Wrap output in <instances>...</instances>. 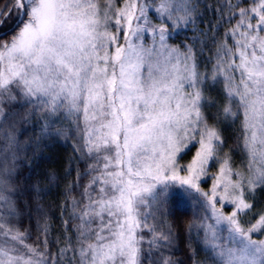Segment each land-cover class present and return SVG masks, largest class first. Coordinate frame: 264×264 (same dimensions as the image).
<instances>
[{
  "label": "snow or ice",
  "instance_id": "1",
  "mask_svg": "<svg viewBox=\"0 0 264 264\" xmlns=\"http://www.w3.org/2000/svg\"><path fill=\"white\" fill-rule=\"evenodd\" d=\"M241 2L224 0L217 10L225 22L239 19L217 45L210 77L197 71L191 47L181 52L167 44L169 27L175 31L194 23L192 0H104L103 5L98 0H14L7 13L0 9L5 19L15 11L20 21L11 40L0 43V104L14 100L18 90L28 103H42L51 112L65 108L78 120L82 114L84 149L95 161L89 166L95 175L81 197L85 203L73 199L76 246L65 236L68 246L59 257L72 251L79 264H142L141 233L147 229L153 233L151 259L152 247H169L172 235L170 230L156 234L139 208L146 200L166 199L170 187L179 186L204 210L199 225L189 228L204 233L214 264H264V239L253 238L264 236V208L254 203L255 189L264 186V0H251L249 7H240ZM145 34L152 36L147 47ZM209 79L213 86L224 84V119L242 110L247 176L232 169L227 155L219 157L223 137L204 112L215 103L204 92ZM5 115L0 107V119ZM5 139L0 264H57L47 239L41 251L9 222L18 157L12 152L9 162L15 135ZM214 162L219 168L209 176ZM206 178L212 184L204 191ZM226 207H231L227 214ZM47 229L44 225L45 237ZM160 264L178 262L162 255Z\"/></svg>",
  "mask_w": 264,
  "mask_h": 264
},
{
  "label": "trees",
  "instance_id": "2",
  "mask_svg": "<svg viewBox=\"0 0 264 264\" xmlns=\"http://www.w3.org/2000/svg\"><path fill=\"white\" fill-rule=\"evenodd\" d=\"M103 1L98 0L99 3ZM11 2L0 0V9L6 13ZM231 2L235 4L237 0ZM223 3L224 0H192L196 8L194 23L175 31L169 27V47L179 48L181 52L187 50L186 46L191 47L196 57L197 71L202 74L207 72L209 77L212 64L215 63L217 45L239 19L237 16L231 23L221 20L217 10ZM250 3L251 0H242L240 7H249ZM11 15L6 19L0 17L3 20L0 23V43L11 40L18 31L20 22L13 23ZM151 18L154 24H159L154 15ZM228 42L231 44V39ZM223 86L222 81L213 86L211 79L203 85L205 95L215 101L210 108L205 107L204 112L208 122L216 123L221 131L223 146L219 150V157L223 159L227 155L233 170H243L247 163L243 151V114L241 110L236 118L224 119L223 107L228 101ZM13 95L14 100L5 98L0 104L6 114L0 119V164L7 146L5 137L13 133L17 141V146L8 152L10 163L12 152L18 157L12 178L15 211L9 222L25 234L27 244L39 245L43 251L47 239L49 253L58 256L59 250L68 246L65 236L71 237L72 245L76 246L78 233L74 229L79 220L72 218L73 199L80 201L81 206L85 203L81 199L82 194L95 175L89 167L95 161L87 154L81 138L83 116L80 114L78 120L76 114H69L64 108L51 112L42 103H28L18 90ZM191 154L184 156L181 163L189 160ZM218 168L219 164L214 162L209 176L215 174ZM211 184L212 180L206 178L201 188L207 191ZM254 203L257 209L264 208V186L255 189ZM140 210L141 219L146 217L147 224L155 226L156 234L170 230L172 235L171 245L159 249L153 246L151 259H148V241L153 238V233L144 229L141 233L144 237L141 245L142 264H152V261L160 264L162 255L170 256L178 264H214L211 249L204 244V233L198 231V227L189 228L193 223L199 225L204 210L196 203V199L184 193L179 186L170 187L166 199L159 197L156 201L148 200L147 205L141 206ZM75 211L79 213V209ZM243 219L247 220L248 217ZM65 221L68 222V231L65 230ZM44 225L48 226L47 237L42 231ZM260 237L263 236L257 238ZM160 243L163 245L165 242L161 240ZM57 264H79V256L69 251L63 257L58 256Z\"/></svg>",
  "mask_w": 264,
  "mask_h": 264
},
{
  "label": "rangeland",
  "instance_id": "3",
  "mask_svg": "<svg viewBox=\"0 0 264 264\" xmlns=\"http://www.w3.org/2000/svg\"><path fill=\"white\" fill-rule=\"evenodd\" d=\"M14 4V0H12V2H11V6H10V8L12 7V5ZM101 5H103L104 4V1L102 2V3H100ZM8 12V11H7ZM6 12V13H7ZM12 15V18H13V23H18V22H20L19 21V19H18V17H17V14H16V12L15 11H12V13H11ZM179 14V13H178ZM1 17V16H0ZM9 16H7V18H8ZM2 18H4L3 16H2ZM2 18H0V20L2 19ZM156 18V17H155ZM5 19V18H4ZM158 20V19H157ZM158 23H160V21L158 20L157 21ZM184 27V25H181L180 26V28H183ZM120 42L121 43H123L124 41H123V37L121 36V39H120ZM143 43H144V45L147 47V46H150L151 44H152V36L150 35V34H145V37H144V40H143ZM168 44V43H167ZM169 46V45H168ZM224 85V84H223ZM223 90H224V86H223ZM226 97V96H225ZM226 101H227V99H226ZM65 109V108H64ZM243 151H244V153H245V155L247 156L246 157V159H247V163H246V166H245V168L242 170V169H234V171H240V172H242L245 176H247L248 174H249V163H250V158H249V154H248V152H247V150L245 149V146H244V142H243ZM253 167H255V165L253 166ZM211 187V186H210ZM147 203H148V200H146L145 201V203L143 204V205H141V206H146L147 205ZM140 206V207H141ZM217 207H220L219 205H217ZM231 211V207H226L225 209H224V212H225V214H227V213H229ZM139 212H140V214H141V210H140V208H139ZM212 223H214L213 221H212ZM226 235H227V233H226ZM258 236H256V235H254L253 236V238L254 239H258L257 238ZM259 239H264V236L263 237H260Z\"/></svg>",
  "mask_w": 264,
  "mask_h": 264
}]
</instances>
